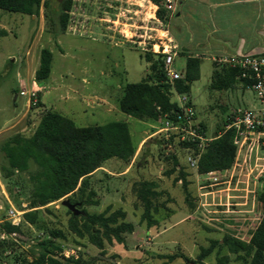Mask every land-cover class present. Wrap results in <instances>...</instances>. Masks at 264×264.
Here are the masks:
<instances>
[{
  "label": "rangeland",
  "instance_id": "374dc122",
  "mask_svg": "<svg viewBox=\"0 0 264 264\" xmlns=\"http://www.w3.org/2000/svg\"><path fill=\"white\" fill-rule=\"evenodd\" d=\"M62 1L47 0L48 8L61 11ZM157 3L160 5V1ZM125 6L118 0H71L63 31L59 29L57 14L49 12L51 16H46L43 7L36 16L0 9V146L14 134L29 135L45 110L58 112L80 126L125 120L135 148L145 131L152 133L128 162L110 158L88 177L84 198L93 190L90 200L97 204L82 202L76 206L80 212L107 210L106 215L120 209L124 216L118 222L131 223L132 231L121 234L122 242L113 238L107 242L103 238L99 248L86 236H76L69 230V215L60 204L68 195L29 209V189L17 184L16 173L7 178L0 173V222L7 220L11 208L21 212L20 220L23 212L41 210L46 224L66 235L64 241L56 240L62 245L56 255L79 260L76 264H249L250 257L243 250L231 251L225 243L214 245L202 259L197 256L201 247H208L212 241L221 242L225 237L249 242L264 216V147L256 152L242 150L239 154L235 149L230 168L216 171L213 176L218 181L214 183L213 176L206 179L197 168L188 165L186 153L190 150L176 149L177 141L173 139L169 142L176 151L178 165L171 171L168 142L163 132H156L160 123L154 122L158 127L151 128V122L128 117L117 106L122 86L139 82L150 73L144 55L151 51L141 50L151 48L149 40L122 31L121 22L107 21L117 19L118 14H123L120 18L132 16V12L124 11ZM140 30L147 28L144 25ZM42 48L49 49L52 57L49 76L42 82L43 88H37L34 71ZM184 65L183 56L173 59L176 70L184 69ZM212 69L210 60H202L198 77L185 93L205 138L220 135L224 122L235 110L262 107L254 93L239 84L229 88L210 86ZM164 83H168L166 78ZM22 88L26 92L23 95ZM31 90H36L32 91L33 105L27 95ZM103 98L107 103L102 102ZM176 98L171 95L172 101ZM108 104L115 106L116 111L106 112ZM161 140L165 142L162 148ZM4 162L0 149V164ZM180 170L185 174L186 185L182 184ZM20 177L26 181L27 174ZM176 177L179 179L175 180ZM140 181L153 182L152 189L157 193L148 196L149 219L143 215V202L137 195ZM74 198L78 201V196ZM46 206L48 210L44 209ZM26 226L22 233L10 236L0 229V261L13 262L26 255L32 257L38 251L33 246L44 233ZM65 249H73L75 254L65 256ZM170 255L173 257L169 258Z\"/></svg>",
  "mask_w": 264,
  "mask_h": 264
},
{
  "label": "trees",
  "instance_id": "16d2710c",
  "mask_svg": "<svg viewBox=\"0 0 264 264\" xmlns=\"http://www.w3.org/2000/svg\"><path fill=\"white\" fill-rule=\"evenodd\" d=\"M157 2L161 0H151ZM71 0H63L61 11L58 8H48L47 0H0V9L26 15L38 14L39 8H44V14L51 16L49 12L57 14L60 31H63L67 22V12L70 9ZM161 4V3H160ZM157 17H161L160 8L156 10ZM151 60L150 52L144 55ZM51 51L42 48L39 53L38 66L34 71V81L41 85L47 79L50 72ZM160 66V67H159ZM149 68L151 73L139 82L126 83L122 88V95L118 100L119 110L136 119L157 122L161 115H173L176 104L170 100L168 83H164L165 76L162 71L160 55L151 61ZM155 70H160L156 73ZM198 59L187 58L182 77L173 82L178 93H186L191 81L198 77ZM237 70L230 66L223 67L220 71H214L210 86L225 88L233 83ZM227 79V80H226ZM160 86H163L161 88ZM233 130H223L220 135L215 134L207 145L200 151L197 159V172L204 174L208 171H224L229 169L235 152L232 144ZM171 135L169 141L173 142ZM177 141V140H176ZM161 148L165 142L161 140ZM176 149L193 150L197 153L194 143L177 141ZM5 162L0 164L2 177H11L17 174V184L29 189V209L44 206L68 195L71 203L89 202L97 204L96 200H90L94 195L89 190L84 198V191L88 186V177L110 158L128 162L135 153L125 121H110L101 125L77 126L68 117L50 110L41 113L38 123L32 132L24 136L14 134L4 140L0 146ZM174 151H170L167 158L171 160L173 168L178 165V158ZM30 165H34L30 169ZM26 173V181L20 174ZM179 176L186 185L184 172L179 171ZM178 176V177H179ZM178 177L175 180L179 179ZM153 182L140 181L137 195L143 202V215L149 219L148 196L157 194L152 189ZM78 196V201L74 197ZM264 204V195L262 197ZM47 209V206L44 207ZM41 210H28L23 212L18 224H12L7 220L0 222V229L6 235H18L23 232V227L32 226L36 230L43 231L44 237L37 238L34 248L38 251L29 257L28 255L14 259L13 262L0 261V264H76L79 260H66L56 255L62 250V245L57 239L65 240L66 235L62 230L50 227L41 217ZM69 230L76 236H86L90 242L102 248V239L111 242L112 238L118 242L123 241L122 233L131 232L133 226L129 222L119 221L124 213L117 209L106 215L107 210L99 213H88L84 210L77 215L66 209ZM102 229V232H100ZM228 244L231 251L243 250L250 257L249 264H264V216L254 228L249 242L230 240L212 241L208 247H201L198 259L208 255L213 246ZM3 253V250L0 251ZM172 258L173 256H168ZM186 257L184 260L186 261ZM186 264V263H183Z\"/></svg>",
  "mask_w": 264,
  "mask_h": 264
},
{
  "label": "crops",
  "instance_id": "0c3cea01",
  "mask_svg": "<svg viewBox=\"0 0 264 264\" xmlns=\"http://www.w3.org/2000/svg\"><path fill=\"white\" fill-rule=\"evenodd\" d=\"M118 1L121 4H126L123 9L132 12V16L126 17L125 15L120 18L123 14H118L117 19L107 21L121 22L123 25L121 27L122 31H128L136 37L139 36L141 37L140 40H149L150 46L153 45L155 49L166 46L167 50L171 54L173 53V59L177 56H183L185 64L187 58L198 59V73L202 60H210L213 69L209 81L214 71H220L223 67L229 66L227 63L229 57L242 54L264 56V0H172L170 8L167 4H164V0L162 3L160 2V5L153 3L151 0ZM158 6L161 17L156 15ZM120 19L122 20L119 21ZM125 19H132V21L124 22ZM144 25L147 30L141 31L140 29ZM132 27L135 30H132ZM107 29L111 30V25H108ZM141 50L151 51L150 53H152L150 61L144 56L148 68L151 61L156 59L158 55H160L161 60L163 58V54L160 52L155 53L151 48H141ZM149 71L151 73L150 68ZM180 71L183 73V69ZM235 84H239L242 89H247L246 85L236 76L233 78V83L227 87L229 88ZM169 85L170 100L171 95L175 94L177 96L176 100L171 101L176 104L180 95H185V93H178L174 86ZM40 87L43 88L42 84L37 85V88ZM93 97L97 98V95H93ZM83 100L87 103L89 101L84 97ZM102 102L107 103L104 98ZM105 111L115 112L116 107L108 104ZM71 120L77 125L73 119ZM125 122L127 123V121ZM151 123V128L158 127L157 123ZM152 135V133L145 131L144 135L140 137L137 148H135V156L141 145L146 143ZM96 171H93L91 175Z\"/></svg>",
  "mask_w": 264,
  "mask_h": 264
},
{
  "label": "built area",
  "instance_id": "2783aa9c",
  "mask_svg": "<svg viewBox=\"0 0 264 264\" xmlns=\"http://www.w3.org/2000/svg\"><path fill=\"white\" fill-rule=\"evenodd\" d=\"M172 0H164L170 8ZM132 37V36H131ZM132 39V38H131ZM155 53L163 54L162 71L168 83L173 86V82L182 77V71H178L173 67V53L171 54L166 46H161V49L153 48ZM230 67L237 70L236 77L240 79L248 89H250L256 99L262 104L260 108H239L235 110L224 122V130L232 129V143L235 146L236 153L244 150L245 152H256L258 148L264 147V56L257 54H242L232 56L227 59ZM33 89V88H32ZM36 90L27 92L28 102L33 105L35 100L32 98ZM22 95L25 90H21ZM160 123L157 133L163 132L164 140L169 145L167 149L174 151L170 147V136L173 135L177 141H186L194 143L197 153L193 150L186 153V161L191 167H197V159L200 151L205 147L204 143L210 140L205 138L198 124L195 122L194 110L188 97L180 95L176 102V110L173 115L163 114L160 116ZM216 171H208L204 173L206 179L211 180V176L215 175ZM214 183L218 180L215 176L212 177ZM21 212L13 208L8 210L7 220L12 224H18L20 221ZM75 254L73 249H65L64 255Z\"/></svg>",
  "mask_w": 264,
  "mask_h": 264
},
{
  "label": "water",
  "instance_id": "95a60500",
  "mask_svg": "<svg viewBox=\"0 0 264 264\" xmlns=\"http://www.w3.org/2000/svg\"><path fill=\"white\" fill-rule=\"evenodd\" d=\"M160 87L163 88V86H160ZM60 204L64 206L66 209H68L69 211H71L73 215H77L80 213V211L76 207L80 203H71L67 198H64L60 201Z\"/></svg>",
  "mask_w": 264,
  "mask_h": 264
}]
</instances>
